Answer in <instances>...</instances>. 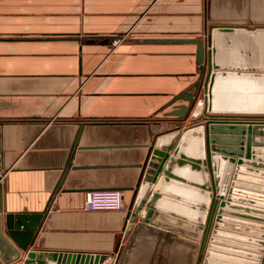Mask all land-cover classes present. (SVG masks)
<instances>
[{"label": "crops", "instance_id": "obj_1", "mask_svg": "<svg viewBox=\"0 0 264 264\" xmlns=\"http://www.w3.org/2000/svg\"><path fill=\"white\" fill-rule=\"evenodd\" d=\"M217 27L264 29V0H0L2 208L39 214L50 202L32 250L117 264L148 147L201 124L165 116L197 81L204 97L196 46L169 41L206 52ZM78 132L74 169L50 201ZM92 191L122 193L126 209L86 210ZM242 200L231 203L257 208Z\"/></svg>", "mask_w": 264, "mask_h": 264}, {"label": "water", "instance_id": "obj_2", "mask_svg": "<svg viewBox=\"0 0 264 264\" xmlns=\"http://www.w3.org/2000/svg\"><path fill=\"white\" fill-rule=\"evenodd\" d=\"M169 42L196 46L198 77L204 76V97H200L197 81L172 97L168 106L173 108L165 116L178 121L190 116L204 122L187 129L178 139L175 134L169 140L157 136L148 147L135 186L129 188L126 232L130 233L117 264H219L212 260L213 253L225 251L215 244L221 245L217 237L224 234L220 230L231 229L224 226L231 221L228 215L249 224L242 220L237 223L261 230L250 233L254 238L232 237L256 243L244 247L249 252L241 256L253 260L246 264H264V188L240 182L264 185V158H251L257 151L264 153V122H256L259 118L254 117L264 118V29L214 28L207 37L210 49L206 52L198 39ZM178 102L186 104L174 106ZM78 137L79 132L50 201L62 190L69 170L74 169L72 159ZM240 188H253L263 194H250ZM2 190L0 183L1 264L20 260L23 264H101L107 258L100 254L32 250L50 202L39 214H3ZM238 197L262 202L249 209L231 203L248 201Z\"/></svg>", "mask_w": 264, "mask_h": 264}, {"label": "rangeland", "instance_id": "obj_3", "mask_svg": "<svg viewBox=\"0 0 264 264\" xmlns=\"http://www.w3.org/2000/svg\"><path fill=\"white\" fill-rule=\"evenodd\" d=\"M200 97L202 98V94H200ZM202 111H203V109H202ZM201 115H202V113H201ZM198 122L203 123L204 120L201 119V120H198ZM240 182L242 184H244V186H253V188H259V189L264 188V185L259 184L258 182L257 183H255V182L250 183V182H244V181H240ZM253 188H251V189L245 188L244 190L242 188H240V190L241 191H247V193L249 192L250 194H263V192H260L259 190H252ZM256 201L262 202L261 200H258V199ZM227 218H228V220L230 219L231 221L224 223V226L227 225V228H231V229H226V227H224L222 230H220V232H222V234H224L223 236L217 237V240H219L221 245L220 244H215V245L217 247H220V248L221 247L229 248V250L228 251L225 250L224 252L215 251L213 253V254H215V257L212 260L214 262H219V264H246L245 261H247L248 263L251 262L252 257L246 258L245 256H241V255L243 254V252H244V254H247L249 252L244 247H246L248 244H250V246H257L256 243L246 241L248 239H234L232 236L233 235H236V236L240 235L242 237L254 238V237H251L250 233L252 231L253 232H260L261 230H259L257 227H252L250 225H247L249 223H248V221H245L244 219H239L237 217L229 216V215L227 216ZM236 220L245 221L247 224L237 223V222H235ZM238 230H242V232H239ZM229 236H231V237H229ZM230 244H233V246H231ZM233 252H236V253H233ZM251 253L254 254L253 251H251ZM225 255H227V256H225Z\"/></svg>", "mask_w": 264, "mask_h": 264}, {"label": "built area", "instance_id": "obj_4", "mask_svg": "<svg viewBox=\"0 0 264 264\" xmlns=\"http://www.w3.org/2000/svg\"><path fill=\"white\" fill-rule=\"evenodd\" d=\"M256 122H264L257 119ZM84 208L88 211L96 210H125V202L122 193L118 191H92L87 192L84 200ZM107 259H110L107 257ZM103 261L101 264H105Z\"/></svg>", "mask_w": 264, "mask_h": 264}]
</instances>
